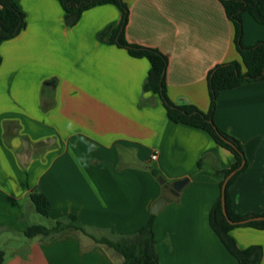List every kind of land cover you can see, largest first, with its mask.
Segmentation results:
<instances>
[{
  "label": "crops",
  "instance_id": "crops-1",
  "mask_svg": "<svg viewBox=\"0 0 264 264\" xmlns=\"http://www.w3.org/2000/svg\"><path fill=\"white\" fill-rule=\"evenodd\" d=\"M14 1L26 24L0 43V236L12 241L0 250V264H58L67 245L95 241L74 227L26 237L37 223L29 215L36 209L32 192L50 199L49 226L75 215L92 235L114 237L136 232L155 214L160 264H238L210 224L234 155L208 132L170 120L159 95L144 90L150 61L112 40L123 11L98 4L68 25L60 0ZM123 1L126 39L168 57L171 101L208 112L210 71L240 60L222 2ZM243 20L244 43L264 41V24L249 13ZM214 117L242 142L248 159L230 187L233 209L264 214V80L223 90ZM162 177L169 185L188 182L153 213L167 192ZM261 232L239 226L231 234L246 248L264 246ZM20 236L27 239L13 244Z\"/></svg>",
  "mask_w": 264,
  "mask_h": 264
},
{
  "label": "trees",
  "instance_id": "trees-1",
  "mask_svg": "<svg viewBox=\"0 0 264 264\" xmlns=\"http://www.w3.org/2000/svg\"><path fill=\"white\" fill-rule=\"evenodd\" d=\"M225 7L227 16L232 21L235 31V45L240 55V60H233L218 64L208 75L211 107L208 112L202 111L193 104L177 105L171 101L167 93L166 69L168 57L157 48L131 43L126 39L125 27L128 22V6L123 0H60L67 12L66 22L74 25L82 13L98 4L113 3L123 11L121 25L114 31L112 40L118 45L128 49L134 57H145L150 61L149 76L144 83L146 92L158 94L167 110L170 120L200 128L222 147L230 150L234 155L232 166L224 171L225 178L233 171L235 175L228 181L226 188V210L228 217L236 222L230 223L223 211L222 185L221 194L214 204L210 214V224L223 242L227 250L238 260V264H260L263 259V249L254 244L246 248L238 246L231 231L239 226H252L264 230V220L251 221L249 223H237L252 216L264 214H239L232 207L230 187L237 177L248 167V159L242 142L221 129L215 122V111L220 93L223 90L239 87L248 82L264 80V41H258L253 45H247L243 41L244 14L249 13L260 24H264V0H220ZM25 15L14 0H0V43L6 39L15 37L25 27ZM2 57L0 56V65ZM245 161L244 166L239 169ZM154 174L158 172L153 170ZM30 199L36 210L48 216L51 209V201L47 195L40 192H32ZM154 217L152 214L149 222L132 234L114 232L113 238L96 237L89 233L84 224L75 215L66 220H58L52 226L33 223L24 231L28 238L37 236L50 237L69 227H74L90 235L96 242L116 250L123 256L122 264H160L157 252V240L154 232ZM3 251H0V263L3 260Z\"/></svg>",
  "mask_w": 264,
  "mask_h": 264
},
{
  "label": "rangeland",
  "instance_id": "rangeland-1",
  "mask_svg": "<svg viewBox=\"0 0 264 264\" xmlns=\"http://www.w3.org/2000/svg\"><path fill=\"white\" fill-rule=\"evenodd\" d=\"M162 179H165L162 177ZM161 180V179H160ZM35 208V207H34ZM30 218L46 226L51 225V222L48 221V218L39 212L36 209L33 212H29ZM260 234H264L261 232ZM111 235V234H110ZM83 236V235H82ZM4 237V236H3ZM0 236V250L4 249L6 245L9 247L12 245V241L7 242L5 238ZM108 238H113L112 236H103ZM25 236H20L17 240H13V244L20 243L22 240H26ZM6 242V244H5ZM260 245L263 249V261H264V246ZM63 261H56L58 264H122L123 256L114 249H110L107 246L98 243L96 241H91L87 237H82V241L75 247L70 248L67 245V249L63 252ZM122 260V262H121ZM262 264V263H261ZM264 264V262H263Z\"/></svg>",
  "mask_w": 264,
  "mask_h": 264
},
{
  "label": "water",
  "instance_id": "water-1",
  "mask_svg": "<svg viewBox=\"0 0 264 264\" xmlns=\"http://www.w3.org/2000/svg\"><path fill=\"white\" fill-rule=\"evenodd\" d=\"M245 164V161H243L241 167L239 169H241ZM237 170H233L224 180V183L222 185V205H223V211L224 214L226 215L227 219L229 220L230 223H236L234 221H232L227 214V210H226V188L228 185V181L231 179V177L233 175L236 174ZM161 183L165 184V187L167 189V192L165 193V195L160 198L159 200H157L153 206H152V212L153 213H158L167 203L169 200H176L180 194V191L182 190V188L186 185V183L188 182V178H183V179H179L176 180L175 182L172 183V185L166 184L165 180L161 178L160 180ZM260 220H264V215H258V216H252L249 218H246L244 220H241L237 223H241V224H245V223H249L251 221H260Z\"/></svg>",
  "mask_w": 264,
  "mask_h": 264
},
{
  "label": "built area",
  "instance_id": "built-area-1",
  "mask_svg": "<svg viewBox=\"0 0 264 264\" xmlns=\"http://www.w3.org/2000/svg\"><path fill=\"white\" fill-rule=\"evenodd\" d=\"M157 156H158V152L155 151V152L152 154V159H153V160L156 159Z\"/></svg>",
  "mask_w": 264,
  "mask_h": 264
}]
</instances>
